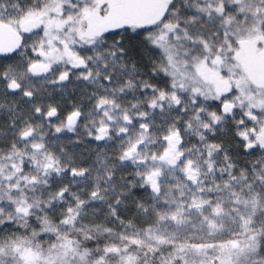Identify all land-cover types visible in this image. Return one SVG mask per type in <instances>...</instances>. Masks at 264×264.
I'll list each match as a JSON object with an SVG mask.
<instances>
[{"label": "snow or ice", "instance_id": "snow-or-ice-1", "mask_svg": "<svg viewBox=\"0 0 264 264\" xmlns=\"http://www.w3.org/2000/svg\"><path fill=\"white\" fill-rule=\"evenodd\" d=\"M0 264H264V0H0Z\"/></svg>", "mask_w": 264, "mask_h": 264}]
</instances>
